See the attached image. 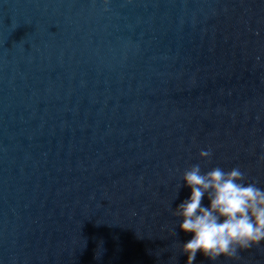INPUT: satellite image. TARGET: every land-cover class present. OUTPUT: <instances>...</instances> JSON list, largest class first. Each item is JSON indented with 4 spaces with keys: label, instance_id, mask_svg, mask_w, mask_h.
<instances>
[{
    "label": "water",
    "instance_id": "obj_1",
    "mask_svg": "<svg viewBox=\"0 0 264 264\" xmlns=\"http://www.w3.org/2000/svg\"><path fill=\"white\" fill-rule=\"evenodd\" d=\"M197 163L264 187V0H0V264H186Z\"/></svg>",
    "mask_w": 264,
    "mask_h": 264
},
{
    "label": "clouds",
    "instance_id": "obj_2",
    "mask_svg": "<svg viewBox=\"0 0 264 264\" xmlns=\"http://www.w3.org/2000/svg\"><path fill=\"white\" fill-rule=\"evenodd\" d=\"M199 155L210 161L213 152L201 150ZM182 178L191 194L173 215L180 219V231L190 236L182 243L186 264H195L198 254L216 264L221 257L232 258L264 243V187L246 181L239 167L203 171L197 163L185 169Z\"/></svg>",
    "mask_w": 264,
    "mask_h": 264
}]
</instances>
